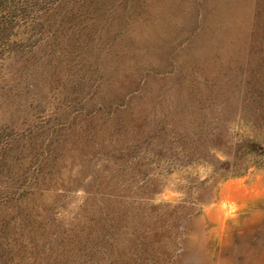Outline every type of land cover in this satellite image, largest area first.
<instances>
[{
  "label": "rangeland",
  "instance_id": "1",
  "mask_svg": "<svg viewBox=\"0 0 264 264\" xmlns=\"http://www.w3.org/2000/svg\"><path fill=\"white\" fill-rule=\"evenodd\" d=\"M0 58V264H264V0H57Z\"/></svg>",
  "mask_w": 264,
  "mask_h": 264
},
{
  "label": "trees",
  "instance_id": "2",
  "mask_svg": "<svg viewBox=\"0 0 264 264\" xmlns=\"http://www.w3.org/2000/svg\"><path fill=\"white\" fill-rule=\"evenodd\" d=\"M56 2L57 0H0V38H10L21 22L28 24L42 20Z\"/></svg>",
  "mask_w": 264,
  "mask_h": 264
}]
</instances>
